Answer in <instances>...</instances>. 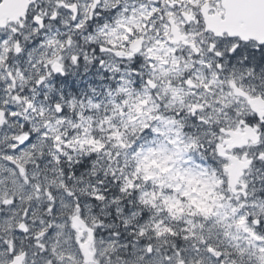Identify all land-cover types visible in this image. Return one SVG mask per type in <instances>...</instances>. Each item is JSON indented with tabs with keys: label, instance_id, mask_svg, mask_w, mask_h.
Masks as SVG:
<instances>
[{
	"label": "snow or ice",
	"instance_id": "6c2138e0",
	"mask_svg": "<svg viewBox=\"0 0 264 264\" xmlns=\"http://www.w3.org/2000/svg\"><path fill=\"white\" fill-rule=\"evenodd\" d=\"M0 264H264V0H0Z\"/></svg>",
	"mask_w": 264,
	"mask_h": 264
}]
</instances>
